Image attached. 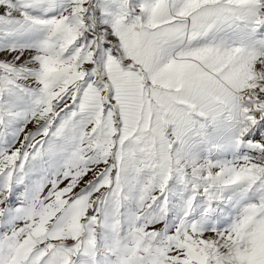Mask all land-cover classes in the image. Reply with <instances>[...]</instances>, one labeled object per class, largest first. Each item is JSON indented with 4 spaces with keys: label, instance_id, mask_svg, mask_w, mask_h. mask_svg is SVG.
<instances>
[{
    "label": "snow or ice",
    "instance_id": "snow-or-ice-1",
    "mask_svg": "<svg viewBox=\"0 0 264 264\" xmlns=\"http://www.w3.org/2000/svg\"><path fill=\"white\" fill-rule=\"evenodd\" d=\"M0 264H264V0H0Z\"/></svg>",
    "mask_w": 264,
    "mask_h": 264
}]
</instances>
